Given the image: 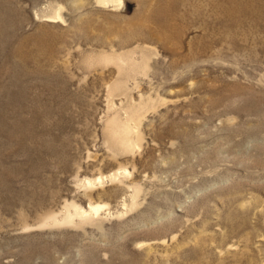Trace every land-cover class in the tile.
Segmentation results:
<instances>
[{
	"label": "rangeland",
	"instance_id": "374dc122",
	"mask_svg": "<svg viewBox=\"0 0 264 264\" xmlns=\"http://www.w3.org/2000/svg\"><path fill=\"white\" fill-rule=\"evenodd\" d=\"M0 264H264V0H0Z\"/></svg>",
	"mask_w": 264,
	"mask_h": 264
},
{
	"label": "bare ground",
	"instance_id": "6f19581e",
	"mask_svg": "<svg viewBox=\"0 0 264 264\" xmlns=\"http://www.w3.org/2000/svg\"><path fill=\"white\" fill-rule=\"evenodd\" d=\"M120 68L123 70V72H124V70H126V68H124V67H122V66H121ZM121 84H123V83H121Z\"/></svg>",
	"mask_w": 264,
	"mask_h": 264
}]
</instances>
